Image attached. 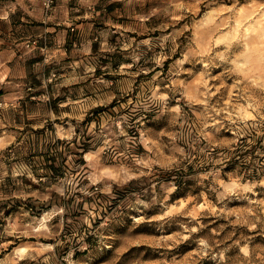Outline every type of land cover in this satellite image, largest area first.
<instances>
[{"label":"rangeland","instance_id":"374dc122","mask_svg":"<svg viewBox=\"0 0 264 264\" xmlns=\"http://www.w3.org/2000/svg\"><path fill=\"white\" fill-rule=\"evenodd\" d=\"M40 1L69 26L0 58V264H264V0Z\"/></svg>","mask_w":264,"mask_h":264},{"label":"crops","instance_id":"0c3cea01","mask_svg":"<svg viewBox=\"0 0 264 264\" xmlns=\"http://www.w3.org/2000/svg\"><path fill=\"white\" fill-rule=\"evenodd\" d=\"M17 5L16 12L13 9H9L0 15V19L6 21V26L13 36L11 38L13 49L4 50L0 57L4 59V62L9 63L15 61V58H21L20 55H17L20 52V48L24 44L26 46L35 33L43 35L52 33L57 29L59 33L62 25L69 26L67 18L62 17L65 9L59 5L50 12V15H47L46 11H44L40 0H21L17 2ZM15 18L18 20H15Z\"/></svg>","mask_w":264,"mask_h":264},{"label":"trees","instance_id":"16d2710c","mask_svg":"<svg viewBox=\"0 0 264 264\" xmlns=\"http://www.w3.org/2000/svg\"><path fill=\"white\" fill-rule=\"evenodd\" d=\"M76 141H77V138L76 137H74L73 138V142L74 143H76ZM57 144H64V145H67L68 143L67 142H65V141H61V140H57V142H56ZM85 151V149H82V152H84ZM82 153H80V154H78L80 157H82V155H81ZM56 156H58V157H60V154H52V155H46L45 156V167H46V169L48 170V172L50 173V175H48L47 177H56V176H58V175H60V172H59V166H58V164H57V157ZM80 162L81 163H83V161L80 159ZM175 172V171H174ZM180 173H182V172H180ZM174 174H173V172L171 171V172H165L164 174H163V177L164 178H171L172 176H173ZM181 176H184V174H179V178H177V179H175L174 180V182L176 183V186H180L181 185V181H180V177ZM41 183V182H40ZM135 183V180H132V181H130L129 183H127L126 185H124L122 188L123 189H126V188H128L130 185H132V184H134ZM118 191H119V187H114V190H113V192H114V194H117L118 193ZM123 195H121V197H122ZM43 208V207H42Z\"/></svg>","mask_w":264,"mask_h":264},{"label":"built area","instance_id":"2783aa9c","mask_svg":"<svg viewBox=\"0 0 264 264\" xmlns=\"http://www.w3.org/2000/svg\"><path fill=\"white\" fill-rule=\"evenodd\" d=\"M52 4H53V1L52 0H45L44 1V7H45V9L46 10H49Z\"/></svg>","mask_w":264,"mask_h":264}]
</instances>
